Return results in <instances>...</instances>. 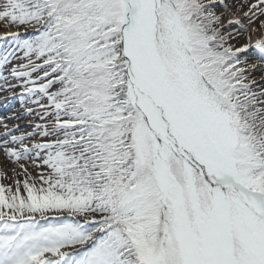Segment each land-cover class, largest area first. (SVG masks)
<instances>
[{
    "label": "snow or ice",
    "instance_id": "6c2138e0",
    "mask_svg": "<svg viewBox=\"0 0 264 264\" xmlns=\"http://www.w3.org/2000/svg\"><path fill=\"white\" fill-rule=\"evenodd\" d=\"M218 2L0 0V21L36 33H6L0 78L21 61L54 137L3 125L26 178L0 184V264H264V87Z\"/></svg>",
    "mask_w": 264,
    "mask_h": 264
},
{
    "label": "rangeland",
    "instance_id": "374dc122",
    "mask_svg": "<svg viewBox=\"0 0 264 264\" xmlns=\"http://www.w3.org/2000/svg\"><path fill=\"white\" fill-rule=\"evenodd\" d=\"M257 0H223V3H217V6L215 8V11L219 13H223L222 20L227 15L228 11L230 9L234 10H249L253 4H256ZM224 5L227 6V9H225ZM260 8H264V5H261L259 8H251V13H255L253 16L252 14H249V16H246L244 21L241 22L240 25H231L225 24L224 32L226 33H232L233 39H230L228 43L234 45V47H242L245 44H248L250 49H246L243 53L240 54L241 60H246L248 65H256L254 69H249L248 72H246V75H248L251 79H254L257 82V85L259 87H264V65L260 63V57L261 53L258 49L254 47L256 40L261 39L263 37L258 36L255 42H252L253 35H254V27H261L262 19L264 18V12L260 10ZM242 26V27H241ZM11 28V31L8 32H17L19 31L21 34L26 32V29L23 27H16L12 26L6 21H0V30ZM23 31V32H21ZM7 33V32H6ZM238 33V34H237ZM28 35H22V38H27ZM249 37H251V40H249ZM5 42H7L5 44ZM14 41L11 37L3 36L0 37V53H2L5 49L10 48L14 45ZM18 55H22V53H18ZM21 61L13 60L8 65L5 66V72H10V69L13 65H16L20 63ZM26 63L27 61H23ZM38 62V61H37ZM42 73L40 71L33 73V78H35L38 75H41ZM44 81H37V83H43ZM8 83H23V78H15L13 77L11 80L8 81ZM24 86V84H23ZM16 100V98H15ZM23 100V101H21ZM37 100V96H29L27 93L24 92V95H22V99H20L19 102V110L22 112L24 109V106L30 105L32 112L27 114H24L25 116L20 117L17 121V124H20L18 122L24 120H29L31 126L34 127L32 129L34 132L33 137L31 138L29 144L31 143H39L43 142L47 139H51V137H42L39 134V131L36 129L37 121L39 125H45L48 123L50 117H44L43 116V110L40 107V104H47L46 98H41L40 102L36 105L34 103ZM18 110V111H19ZM23 122V123H24ZM21 126V125H20ZM23 127V126H22ZM32 132V131H31ZM14 135H17L16 133H12ZM8 137L5 136L4 139H7ZM1 154V157L3 160H0V172H3L4 175H0V184L4 185H11L13 188V191H15L16 187V181H23L26 178V175L24 173V170L19 167V164L14 162L13 159L9 158L8 156H4ZM19 163H23L25 165V168L27 169L28 173L31 174L32 177H37L41 171H44L45 169L41 166L38 167L39 160L36 161V164L32 163L31 160L28 161H20ZM21 195H25L22 184H21ZM2 221H0V224Z\"/></svg>",
    "mask_w": 264,
    "mask_h": 264
},
{
    "label": "bare ground",
    "instance_id": "6f19581e",
    "mask_svg": "<svg viewBox=\"0 0 264 264\" xmlns=\"http://www.w3.org/2000/svg\"><path fill=\"white\" fill-rule=\"evenodd\" d=\"M245 13L251 14V12L249 10L243 11V10L230 9L228 11L227 15L225 16V18L223 19V21H224L225 24H227L228 20L238 18L240 20V24H241V22H243L245 17H246L244 15ZM8 31H11L10 27L6 28V29H3V30H0V32H8ZM258 36H260V37L264 36V18L262 19V23H261V27L260 28L259 27H254V35H253L252 42H255V40L257 39ZM250 48H248V49H250ZM22 92L23 91L19 89L16 93L19 94V93H22ZM13 94H15V93H13ZM13 94L1 96L0 97V104H2V98L3 97H6L7 99H9ZM21 115L22 114L20 112H16V111H10V112L6 113L4 115V118L0 119V134L4 133L3 125L5 123L9 126V128H12L13 126H15V124L17 123V121L19 119V116H21ZM23 122H24V120L18 122V123H20L19 126L20 125L23 126L22 128H20L21 131H23V132H31V131L34 132L29 124H25V123L30 122V121L26 120L25 123H23ZM13 133H16L17 135L20 134L19 132H15V131ZM10 146H12V145H10ZM0 153H2V155H4V156H7L4 153L2 147H0ZM0 160H3V158L1 157V154H0Z\"/></svg>",
    "mask_w": 264,
    "mask_h": 264
},
{
    "label": "trees",
    "instance_id": "16d2710c",
    "mask_svg": "<svg viewBox=\"0 0 264 264\" xmlns=\"http://www.w3.org/2000/svg\"><path fill=\"white\" fill-rule=\"evenodd\" d=\"M38 214V213H37Z\"/></svg>",
    "mask_w": 264,
    "mask_h": 264
}]
</instances>
